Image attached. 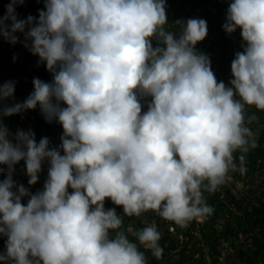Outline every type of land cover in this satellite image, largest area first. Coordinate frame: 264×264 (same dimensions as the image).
<instances>
[{"label":"clouds","instance_id":"1","mask_svg":"<svg viewBox=\"0 0 264 264\" xmlns=\"http://www.w3.org/2000/svg\"><path fill=\"white\" fill-rule=\"evenodd\" d=\"M30 1L44 7L19 18L25 0H7L0 39L52 79L34 77L23 102H14L16 81H0V262L148 264L140 246L162 259L160 231L212 215L204 193L246 174L258 146L246 109L264 112V0L228 5L222 28L242 38L228 83L196 48L206 20L170 23L167 0ZM22 68H12L17 77ZM37 108L58 124L56 145L4 123ZM149 211L171 223L151 224L141 216ZM138 223L133 242L123 230Z\"/></svg>","mask_w":264,"mask_h":264},{"label":"trees","instance_id":"2","mask_svg":"<svg viewBox=\"0 0 264 264\" xmlns=\"http://www.w3.org/2000/svg\"><path fill=\"white\" fill-rule=\"evenodd\" d=\"M230 2L231 0H167V16L170 23H174L178 19L186 20L188 18H201L206 20L208 34L203 41L196 45V48L208 54L217 80H222L225 83H228L232 78L231 61L234 58V53L242 50L240 29H237L236 32L229 35L222 28ZM32 3L30 0H25L23 5L16 6L15 11L19 14V18H26L28 15L38 16V9L44 7L43 2L32 1ZM6 5L7 0H0V15L6 12ZM169 27L173 31L177 30L174 24H170ZM233 42L235 49L233 48ZM11 45L8 43L4 46L0 42V76L8 73L16 65L20 67L27 60L32 61L33 59L34 55L28 50H25L23 56H20V52L16 48L17 45ZM14 56L16 57L15 60L13 59ZM38 67L39 75L34 77H38L44 81H50L52 75L46 70L44 64L41 63V66ZM18 75L19 80L15 85V97L20 102H23L33 91L32 81L34 77L29 78L24 72H19ZM38 109L27 110L22 114L5 117L4 123L13 133L16 131L15 127L24 130L30 128L35 132L37 141L42 137H48L56 145V142H60L61 136L56 134L54 129L58 127V124L55 122L51 126L42 114L39 113L40 111ZM253 115L256 119L251 121L248 126L258 133V146L246 154V174L241 175L238 171L230 172L229 174L236 179L241 180L240 176H242L247 182L248 180L250 182L254 181V183L258 182V191L250 189V192H244L245 197L242 200L239 196H235L232 193L230 195L220 196V189H224V185L220 186L214 194L205 192L204 195L207 203L214 208L213 214L203 218L200 222L196 223L192 221L184 228L174 224L175 230L173 233L166 230L160 231L162 238L159 244L164 249L162 259H156L152 256L150 250H146L143 246H140V250L145 252L148 264H208L205 261V246H207V255L209 256L211 264H216L219 253L217 245L228 242L233 246L235 242L233 237H235L234 235L237 231L245 233L254 228H260L264 235V112L257 110L254 106L248 107L246 109V117ZM22 165H24L23 161ZM258 175H262L263 178H259ZM21 182L26 187L28 186L26 181ZM236 192L240 193L238 189H236ZM253 199L257 203H253ZM23 202H27V198ZM107 203L110 208L116 207L117 212L122 209V207L116 206L112 202ZM235 211H239L241 214H237ZM147 213H142L141 216ZM220 218L222 221L219 223ZM135 219L139 221L138 217L133 216V220ZM156 223L157 226L161 224L160 222ZM143 227L145 226H140L138 223L129 232L126 230L123 231L126 232L131 241L137 242L135 236L131 233ZM193 229L199 232L205 245H201V239L193 236L191 233ZM180 237L184 239L181 240ZM263 237L261 235L253 236L252 241L256 244V247L251 250V254H248L245 249L235 250L233 247V251L242 259V264H264Z\"/></svg>","mask_w":264,"mask_h":264},{"label":"crops","instance_id":"3","mask_svg":"<svg viewBox=\"0 0 264 264\" xmlns=\"http://www.w3.org/2000/svg\"><path fill=\"white\" fill-rule=\"evenodd\" d=\"M243 180L242 176H240ZM229 178V177H228ZM229 180L227 179L226 183L224 184V189H220V196L230 195V193L234 194L235 196H239L240 199L244 198V192H250V189H253L255 191H258V184H248L247 180L246 183L238 184L237 186L234 183H229ZM250 181V180H248ZM236 189L239 190L240 194L236 192ZM253 203H257L255 199L252 201ZM237 214H241L239 211H235ZM222 221V219H219V223ZM246 226V224H245ZM260 230V231H257ZM242 231H237V233L234 235L235 242L233 243V246H231L228 242H223L221 244L217 245V249L219 250L218 253V259L216 264H242V259L238 257L237 253L233 251V247L235 250L238 249H245L248 254H251V250L256 247V244L252 241L254 235L258 236H264L263 232L260 228H254L253 230L246 231L245 233H241ZM264 238V237H263ZM214 243V242H212ZM227 251V253H226ZM209 257V256H208ZM209 259V258H208ZM205 261L206 257H205ZM245 262V261H244ZM247 264V263H244Z\"/></svg>","mask_w":264,"mask_h":264},{"label":"rangeland","instance_id":"4","mask_svg":"<svg viewBox=\"0 0 264 264\" xmlns=\"http://www.w3.org/2000/svg\"><path fill=\"white\" fill-rule=\"evenodd\" d=\"M168 12V11H167ZM170 13V12H169ZM36 69V66H35V64L31 61V60H27L24 64H23V68H22V70L26 73V75L30 78V77H34V76H38V72H37V70H35ZM14 69H12V70H10L7 74H5V75H1L0 76V81H8V80H13V81H16V83L18 82V77L15 75L16 74V71H13ZM16 78H15V77ZM14 102H20L19 101V99L18 98H16L15 97V101ZM5 103H13V101H11V100H9V101H6ZM229 178H228V182L229 183H234L236 186L238 185V184H241V186H242V183L244 184V183H246L245 182V180L243 179H236L235 177H233L231 174H229V176H228ZM258 177L259 178H263V176L261 175V176H259L258 175ZM258 182H255L254 183V181L253 182H250V181H248V184H257ZM240 194V193H239ZM226 253H227V251H226Z\"/></svg>","mask_w":264,"mask_h":264},{"label":"built area","instance_id":"5","mask_svg":"<svg viewBox=\"0 0 264 264\" xmlns=\"http://www.w3.org/2000/svg\"><path fill=\"white\" fill-rule=\"evenodd\" d=\"M17 35H20V37H21V40H23V35L22 34H20V33H17ZM0 41L1 42H3V43H7V41H5V40H2V39H0ZM44 181H45V179L44 180H42L40 183H41V186L43 187V183H44ZM42 187H38V189H36V190H40V189H42ZM69 191H71V189H69ZM122 212V211H121ZM151 216H152V218H151V224H155L156 222H160V223H171L170 221H166V220H164V219H162L157 213H155V212H152V211H149L148 212ZM200 221V220H199ZM199 221H196V223L197 222H199ZM173 223V222H172ZM157 224V223H156ZM169 229L170 230H172L173 228H172V225H169ZM196 233H197V236L199 237V232L196 230ZM3 246H4V241L3 240H0V250H3ZM0 264H2V262H0Z\"/></svg>","mask_w":264,"mask_h":264}]
</instances>
